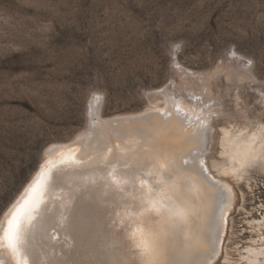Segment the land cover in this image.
Listing matches in <instances>:
<instances>
[{
	"label": "rangeland",
	"instance_id": "1",
	"mask_svg": "<svg viewBox=\"0 0 264 264\" xmlns=\"http://www.w3.org/2000/svg\"><path fill=\"white\" fill-rule=\"evenodd\" d=\"M163 91L204 98L221 113L218 135L264 126V0H0V224L46 151L89 129L98 99L108 119ZM253 173L234 185L214 264L257 239L264 171Z\"/></svg>",
	"mask_w": 264,
	"mask_h": 264
},
{
	"label": "bare ground",
	"instance_id": "2",
	"mask_svg": "<svg viewBox=\"0 0 264 264\" xmlns=\"http://www.w3.org/2000/svg\"><path fill=\"white\" fill-rule=\"evenodd\" d=\"M202 99L158 92L145 112L108 119L94 101L89 129L46 151L5 214L0 264H214L234 185L264 171V126L218 135L221 113ZM193 153L206 172L189 171ZM249 224L257 239L237 260L226 249V264H264V217ZM17 225L12 251L6 239Z\"/></svg>",
	"mask_w": 264,
	"mask_h": 264
},
{
	"label": "snow or ice",
	"instance_id": "3",
	"mask_svg": "<svg viewBox=\"0 0 264 264\" xmlns=\"http://www.w3.org/2000/svg\"><path fill=\"white\" fill-rule=\"evenodd\" d=\"M179 45H176L174 48V51H178L179 50ZM249 63H251L249 61ZM144 135H148V133H144ZM184 164H188L189 162L187 160L183 161ZM203 159L201 156H197L195 153H193V164L191 169H189V171H194V172H206V169L203 168ZM176 215L178 217H182V212L177 211ZM18 225L16 226V228L11 229L10 231H8V235H7V239L6 242L8 244L9 249H11L12 251H15L17 249V241H18V235H17V229H18ZM4 236L3 232H0V237ZM213 243H215V241H213Z\"/></svg>",
	"mask_w": 264,
	"mask_h": 264
}]
</instances>
